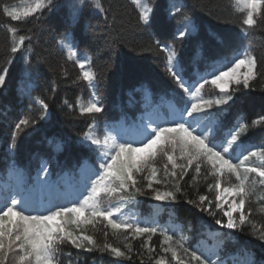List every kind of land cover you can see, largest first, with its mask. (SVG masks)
I'll list each match as a JSON object with an SVG mask.
<instances>
[{"label": "snow or ice", "instance_id": "snow-or-ice-1", "mask_svg": "<svg viewBox=\"0 0 264 264\" xmlns=\"http://www.w3.org/2000/svg\"><path fill=\"white\" fill-rule=\"evenodd\" d=\"M131 4L137 9V24L150 26L155 5L148 0H131ZM234 4L241 13L239 39L245 40L264 20V0H234ZM63 7L70 9V25L78 23L84 8L101 14L108 12L101 0H75L68 4L31 0L22 10L9 4L0 6V10L12 21L26 25L46 14L55 15ZM173 10L180 13L182 8L173 3L169 15L174 14ZM197 30L195 22L186 18L175 35L180 40L190 39ZM8 31L12 37L10 55L5 66H0V88L4 87L13 62L22 60L26 67L21 70L20 91L30 103L39 105V115H22L11 131L8 152L13 159L7 167L10 181L0 187V264H59L60 245L88 252L98 250L126 260L135 256L140 264L145 259L150 264H227L221 254L226 243L235 242L234 233L247 229L248 234L264 242V221L253 218L257 213L264 214V140L252 150L241 139L250 128L264 127V115L251 124L238 119L227 131L222 115V106L231 107L229 102L235 103L236 93L252 90L253 82L264 77V72L257 70V57L248 47H232L228 37L213 34L219 45L215 53L204 56L203 44L197 43L195 55L183 60L171 46L161 47L159 42L151 45L150 48L166 53L164 70L176 85L172 89L174 103L166 110L149 105L146 115L132 124L105 125L101 137L97 134L96 118L104 112V105L96 92L97 73L92 70L91 60L79 57L74 50L71 32H65L60 47L67 50L68 60L80 70L72 83L86 82L92 90L87 103L77 104L81 116L92 118L77 141L82 149H87L78 160L83 156L87 159L79 165L78 178L68 189L52 180L50 159H39L35 179L29 183L14 158L19 141L29 129L36 131L50 113L46 99L31 96V74L46 62L38 58L36 69L30 63L35 24L25 34H19L21 29L15 26ZM201 59L202 71L197 63ZM206 85L219 89L220 94L205 99L200 93ZM143 91L147 94L146 88ZM64 103L72 107L67 100ZM64 148L65 143L57 142L53 151ZM253 158L259 162L252 163ZM158 159L163 161L162 168L157 167ZM185 176H190L191 181L200 176L205 180L212 177L213 182L207 185L208 192L214 194L212 198L198 194L196 199L186 201L219 226L209 231L212 244L205 241L190 246L182 229L161 225L155 213L144 219L123 218L124 206L138 196L150 195L152 200L171 208L178 196L184 195L181 182ZM41 189L48 190L50 197H37L36 192ZM258 189L262 190L259 194ZM104 198L117 203L104 207ZM97 225L104 229L102 244L88 234V227L95 229ZM109 236L120 246L107 242ZM155 236H159L158 248L151 244ZM136 240L141 241L138 249L133 246ZM242 264H255V260L246 252Z\"/></svg>", "mask_w": 264, "mask_h": 264}, {"label": "trees", "instance_id": "trees-1", "mask_svg": "<svg viewBox=\"0 0 264 264\" xmlns=\"http://www.w3.org/2000/svg\"><path fill=\"white\" fill-rule=\"evenodd\" d=\"M31 0H0V6L9 4L17 9H23ZM62 4L75 2V0H58ZM155 5L153 22L150 26L137 24V9L131 0H101L102 5L108 9L106 14L96 10L84 8L80 13L79 21L75 25L68 23L70 9L63 7L55 15H45L39 20L29 24L12 21L0 10V66L10 55L11 33L9 28L15 26L21 29L19 34H25L27 28L35 24L36 39L34 40V54L30 55V63L36 69L38 58L46 61L38 70L31 74V96L41 97L49 103L48 119L41 121L36 131L28 130L18 143L15 160L17 165L25 172L26 179L32 183L36 175V166L40 158L51 160L49 165L53 171L52 180L70 189L80 164L87 159L77 141L92 122L91 117L81 116L77 107L78 102L87 103L90 92L86 82L76 80L80 70L73 61L68 60L67 50L60 47L65 32H71L74 50L79 57L87 56L91 60L92 70L97 73L96 92L104 105V112L97 119V134H104L105 125H112L124 121L125 115H135L136 120L146 115L145 109L159 107L166 110L173 104L176 85L167 76L164 65L166 53L151 45L159 42L160 46H171L176 50L177 57L187 60L194 56L197 43L203 44V55L215 53L219 48L213 34L229 38L232 47H248L257 57V70L264 72V20L251 31L245 40L239 39V19L241 13L237 10L234 0H148ZM175 3L182 8L180 13L169 15L168 10ZM186 18H191L197 32L190 38L180 40L175 34ZM150 49V50H149ZM200 70H203V59L197 61ZM26 67L24 62L17 58L9 68L6 83L0 88V184L10 181L7 171L13 159L9 152L10 135L14 123L22 115H39V105L30 103L26 94H21V70ZM195 75L196 68H192ZM147 89V94L143 89ZM53 89L55 91H53ZM219 89L206 85L200 95L205 99L219 95ZM169 97V98H168ZM239 97V99H236ZM67 100L72 107L65 105ZM235 103L229 102L231 107L224 108L223 123L225 131L235 121L251 124L261 115H264V77H258L253 82V89L238 92L234 96ZM29 109L31 112L29 113ZM212 111H215L213 109ZM134 120L133 117H130ZM241 139L246 146L256 150L264 140V127L250 128ZM65 143L61 152L53 151L57 143ZM247 154V153H245ZM252 163H258L255 158ZM89 164L92 161H88ZM64 164V165H63ZM163 161H157V167L162 168ZM212 177L207 180L200 176L191 181L185 176L181 182L184 195L178 196L171 208L162 206L150 195L137 197L124 206V219H144L155 213V219L161 225H168L182 229L181 234L188 239L190 246L201 242L212 244L209 231L216 230L214 219L201 213L196 207L188 204L189 199H196L198 194H206L210 198L214 195L208 192L207 185L212 183ZM1 185V186H2ZM258 194L261 189H258ZM44 195L45 189H41ZM255 199V198H253ZM103 206L115 205V200L104 198ZM255 208L256 205L252 204ZM171 217V218H170ZM258 222L264 221V214L257 213L254 217ZM103 226L97 225L95 229L88 227V234H92L98 243H103ZM233 240L226 243L222 257L227 264H242L245 253H249L255 264H264V242L244 232L234 233ZM159 236L153 237L151 244L157 245ZM107 242L120 246V243L111 236ZM141 241H133L134 248H139ZM70 253V255H69ZM59 264H140L137 257L132 260L116 258L108 253L98 250L91 252L78 250L71 245L59 246L57 253ZM144 264H150L145 259Z\"/></svg>", "mask_w": 264, "mask_h": 264}]
</instances>
